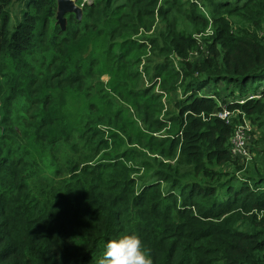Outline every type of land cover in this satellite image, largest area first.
<instances>
[{
  "label": "trees",
  "instance_id": "16d2710c",
  "mask_svg": "<svg viewBox=\"0 0 264 264\" xmlns=\"http://www.w3.org/2000/svg\"><path fill=\"white\" fill-rule=\"evenodd\" d=\"M202 1L213 34L189 63L196 41L159 0H75L81 19L66 13L65 29L57 0H0V264H97L128 234L154 264H264V0ZM148 45L168 58L150 79L169 99L170 55L187 66L164 138L139 71ZM220 104L263 133L244 176L208 182L203 162L241 169L233 123L209 116Z\"/></svg>",
  "mask_w": 264,
  "mask_h": 264
},
{
  "label": "rangeland",
  "instance_id": "374dc122",
  "mask_svg": "<svg viewBox=\"0 0 264 264\" xmlns=\"http://www.w3.org/2000/svg\"><path fill=\"white\" fill-rule=\"evenodd\" d=\"M171 2L172 0H169L168 3H165L164 5H162L159 0L158 6L172 7L170 13L168 14L170 16L169 17L170 23L174 24L177 30H180L181 28H185V29L187 28V32L191 33L193 38L195 39L196 45L194 48H192L188 52L189 57L186 60H188L189 63L201 60L203 57L208 55L207 44L211 42V35L213 34L214 21L212 19V8L208 6L207 3L203 2L202 0H177V3L174 5ZM75 4L77 6H80L76 2ZM189 13L191 15L197 16V19H199L200 23H195L194 25L189 24V23L184 24L183 19L186 20L187 15ZM155 20H156L155 28H157L159 25H161V20H159L158 17H156ZM205 21L207 24L204 27L202 26V23L204 24ZM231 23L233 26L235 25V23L233 22ZM141 32L144 35L151 36V34L153 33V30H149V31L141 30ZM147 48H148V54L145 57L141 58V61L139 63V71L142 74L143 83H145V85L148 88H151L152 89V90L150 89L151 92H154L159 98V102L148 113L150 116H154L155 118H157L159 122L162 124L161 127L159 128L161 130L153 134L157 138H164L166 137L167 131L170 130L169 121L171 120L172 116L177 115V109L173 106L172 100L173 98L181 97V92H182L181 77L183 75L184 70L187 68V66L176 55H172V56L170 55V59L173 60L172 61L173 67L181 73H180V79L176 83V86L178 87V89L177 91H175V93H173L174 97L172 99H169L168 95H166V92L161 89L160 80L159 79H158L159 81L156 80L155 77H154L155 79L154 78L150 79V76L156 73L154 66L157 63H161L164 60L166 61L168 58H166L164 55H161L159 51H155L154 54H152V45H148ZM163 56L164 58H161ZM104 79H106V77H104ZM211 96L215 97L213 95ZM247 120L249 123H251V126H252V131H253L252 139L254 138L258 139L263 133V128H258L256 125L257 123L253 124L249 118H247ZM259 149H260V146H259ZM235 158L234 160H236L237 164L241 166V169L239 166L229 163V162L223 164L222 167L215 166L214 164L213 166H208L206 162H203L206 169H203L201 171V174L205 170L208 171V173H206V178H205L208 182H212V179L216 177V173L222 174L223 180L227 176H232V175L234 176L236 175L237 177H242L250 169L253 160L244 164L238 158L236 159ZM201 159H205V158H201ZM185 169L191 171V163L190 165L185 166ZM201 174L197 177H201Z\"/></svg>",
  "mask_w": 264,
  "mask_h": 264
},
{
  "label": "built area",
  "instance_id": "2783aa9c",
  "mask_svg": "<svg viewBox=\"0 0 264 264\" xmlns=\"http://www.w3.org/2000/svg\"><path fill=\"white\" fill-rule=\"evenodd\" d=\"M90 3V0H82V3ZM259 97L257 94L248 95L245 99L238 98L236 102L242 104L246 99ZM220 109L210 114L223 120L226 124L233 123L232 133L229 137L231 154L238 158L242 163H248L253 153L250 149L252 139V126L248 122L246 115L238 109L230 110L226 106L220 105ZM203 116V114H201ZM203 119L204 118L203 116ZM235 119V121H234Z\"/></svg>",
  "mask_w": 264,
  "mask_h": 264
},
{
  "label": "clouds",
  "instance_id": "9594fccd",
  "mask_svg": "<svg viewBox=\"0 0 264 264\" xmlns=\"http://www.w3.org/2000/svg\"><path fill=\"white\" fill-rule=\"evenodd\" d=\"M97 264H154L151 249L136 234L123 235L106 243Z\"/></svg>",
  "mask_w": 264,
  "mask_h": 264
},
{
  "label": "water",
  "instance_id": "95a60500",
  "mask_svg": "<svg viewBox=\"0 0 264 264\" xmlns=\"http://www.w3.org/2000/svg\"><path fill=\"white\" fill-rule=\"evenodd\" d=\"M66 13H74L78 19H81L82 8L75 4V0H57L56 23L62 29L66 27Z\"/></svg>",
  "mask_w": 264,
  "mask_h": 264
}]
</instances>
